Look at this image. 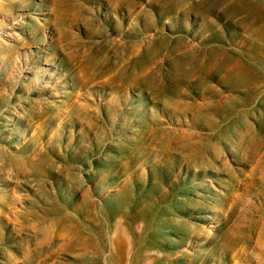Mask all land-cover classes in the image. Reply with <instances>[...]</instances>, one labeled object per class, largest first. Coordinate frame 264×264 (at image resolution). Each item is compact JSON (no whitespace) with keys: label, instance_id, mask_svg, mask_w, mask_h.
Instances as JSON below:
<instances>
[{"label":"rangeland","instance_id":"1","mask_svg":"<svg viewBox=\"0 0 264 264\" xmlns=\"http://www.w3.org/2000/svg\"><path fill=\"white\" fill-rule=\"evenodd\" d=\"M262 119L264 0H0V264H264Z\"/></svg>","mask_w":264,"mask_h":264},{"label":"bare ground","instance_id":"2","mask_svg":"<svg viewBox=\"0 0 264 264\" xmlns=\"http://www.w3.org/2000/svg\"><path fill=\"white\" fill-rule=\"evenodd\" d=\"M250 64H251V63H250ZM239 65H241V64H239ZM239 65H238V66H239ZM252 65H253V63H252ZM260 65H261V64H260ZM240 67H241V66H240ZM261 67H262V66H261ZM120 68H121V67H120ZM245 68H246V67H245ZM254 68H255V67H254ZM249 69H250V68H249ZM252 69H253V68H252ZM262 69H263V68H262ZM118 70H119V69H118ZM257 70H258V69H257ZM258 71H259V70H258ZM114 72H115V71H114ZM119 72H120V71H119ZM117 73H118V72H117ZM117 73H116V74H117ZM123 73H124V72H123ZM261 74H262V73H261ZM123 75H124V74H123ZM125 75H126V74H125ZM121 76H122V75H121ZM126 77H127V76H126ZM261 77H262V76H261ZM258 78H259V77H258ZM123 79H124V78H123ZM122 81H123V80H122ZM31 115H32V114H31ZM263 120H264V119H262V121H263ZM263 122H264V121H263ZM260 123H261V122H260ZM259 125H260V124H259ZM262 126H263V125H262ZM260 131H261V130H260ZM261 132H262V131H261ZM259 133H260V132H259ZM257 134H258V133H257ZM8 161H9V160H8ZM13 163H14V162H13ZM4 164H5V163H4ZM6 164H7V163H6ZM11 165H12V164H11ZM14 165H15V164H14ZM9 168H11V167H9ZM12 168H13V167H12ZM4 169H5V167H4ZM0 171H1V170H0ZM10 171H11V170H10ZM3 172H5V171H3ZM189 189H190V188H189ZM189 189H188V190H189ZM193 201H194V200H193ZM164 209H165V208H164ZM6 210H7V209H6ZM165 212H166V211H165ZM6 213H7V212H6ZM167 214H168V213H167ZM174 222H175V221H174ZM179 226H180V225H179ZM176 227H178V226H176ZM142 232H143V231H142ZM157 245H158V244H157ZM147 252H148V251H147ZM157 252H158V251H157ZM145 255H146V254H145ZM159 256H160V255H159ZM145 257H146V256H145ZM145 257H144V259H145ZM151 257H152V256H151ZM148 258H150V257H148ZM241 258H242V257H241ZM146 259H147V258H146ZM150 259H151V258H150ZM150 259H149V260H150ZM149 260H148V261H149ZM142 261H144V260L142 259ZM147 263H148V262H147Z\"/></svg>","mask_w":264,"mask_h":264}]
</instances>
